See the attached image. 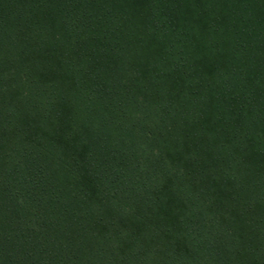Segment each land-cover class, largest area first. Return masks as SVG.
<instances>
[{"label": "trees", "instance_id": "trees-1", "mask_svg": "<svg viewBox=\"0 0 264 264\" xmlns=\"http://www.w3.org/2000/svg\"><path fill=\"white\" fill-rule=\"evenodd\" d=\"M0 264H264V0H0Z\"/></svg>", "mask_w": 264, "mask_h": 264}]
</instances>
